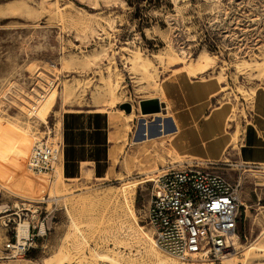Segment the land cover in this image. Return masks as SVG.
<instances>
[{
  "label": "rangeland",
  "instance_id": "obj_1",
  "mask_svg": "<svg viewBox=\"0 0 264 264\" xmlns=\"http://www.w3.org/2000/svg\"><path fill=\"white\" fill-rule=\"evenodd\" d=\"M263 61L264 0H0V211H6L0 213V239L15 227L10 215L15 207L31 234L45 229L20 259L0 264H151L131 228L154 243L145 221L149 181L172 169L174 157L169 138L152 134L142 142L145 123L155 131L167 120L153 116L164 104L156 99L149 110L157 112L142 114L140 102L155 99L148 97L157 96L165 80L189 78L177 72L185 64L195 69L190 80L219 84L215 99L229 113L233 108L231 117L243 126L252 92L264 83ZM36 100L41 101L38 113L28 115ZM79 110L107 115L113 130L118 123L114 140L121 137V148L112 170L108 155L103 178L82 173L66 178L67 185L62 119ZM30 137L61 146L52 172L33 174L17 163L16 149L25 150ZM238 144L239 139L220 160L241 162L235 156ZM181 160L186 162L173 169L197 165L240 178L235 264H242L245 247L264 231V171ZM256 243L264 246V235ZM219 256L175 261L224 264ZM246 264H264V250L250 251Z\"/></svg>",
  "mask_w": 264,
  "mask_h": 264
},
{
  "label": "crops",
  "instance_id": "obj_2",
  "mask_svg": "<svg viewBox=\"0 0 264 264\" xmlns=\"http://www.w3.org/2000/svg\"><path fill=\"white\" fill-rule=\"evenodd\" d=\"M189 78L176 76L165 80L162 85L160 83L158 91L162 98L160 103L164 104L163 113H171L164 123L166 138H169L167 148L174 157L173 166L169 168L185 163L181 160L185 157L193 161H219L227 166L234 164L233 168L242 165L256 169V172L264 171V83L251 97L246 122L241 126L237 118H231L233 108L229 113L226 104H219L215 99L222 91L217 82ZM70 118H77L78 123H71ZM108 119L107 115L95 110H79L63 116L66 177L63 165L62 174L65 180L79 178L82 173L88 177L103 178L109 169L108 155L112 170L121 148L117 141L121 137L114 140V136L121 131V126L116 123L117 127L113 130ZM238 139L235 156L241 162L236 164L227 156L220 160L228 147H236ZM112 142H115L113 146Z\"/></svg>",
  "mask_w": 264,
  "mask_h": 264
},
{
  "label": "built area",
  "instance_id": "obj_3",
  "mask_svg": "<svg viewBox=\"0 0 264 264\" xmlns=\"http://www.w3.org/2000/svg\"><path fill=\"white\" fill-rule=\"evenodd\" d=\"M60 155L59 144L37 142L31 150L28 168L50 173ZM240 183V178L232 180L224 173L197 165L169 169L149 181L151 193L145 221L153 232L156 246L181 261L192 255L200 260L217 257L222 250H227L232 238L240 237L243 205ZM12 209L10 215L15 227L10 229L11 235L0 239V260L20 258L33 245L35 236L45 235L43 226L31 234L28 222L27 236L19 239L20 208Z\"/></svg>",
  "mask_w": 264,
  "mask_h": 264
},
{
  "label": "bare ground",
  "instance_id": "obj_4",
  "mask_svg": "<svg viewBox=\"0 0 264 264\" xmlns=\"http://www.w3.org/2000/svg\"><path fill=\"white\" fill-rule=\"evenodd\" d=\"M137 58H139V57L137 56ZM262 65H264V61L262 62ZM204 68H205V65H204V63H202L196 70H198V72L201 73V72L204 71ZM177 72H183V73H185L189 77L195 75V69H193V68H191L189 66H186L185 64L181 65L177 69ZM219 79H222V77L219 76ZM159 88H160V86H159ZM159 88H157V92L159 91ZM252 93L254 94V91ZM44 97H45L44 95L41 96V99L44 100ZM154 98L158 99L159 102L162 101V98L159 96V94L157 96H155ZM40 105H41V101L36 100V106L35 105H31L30 110H32V111H30L28 113V115H31L32 113H34V114L38 113V110H39ZM162 108H164V107H161L160 110ZM159 111H158V113H154L153 114L154 118H157V119H161L162 120L163 118L170 116V113L168 111L166 113H161ZM144 116H146V115H144ZM144 126H146V128L143 130V132H142L143 134L141 136H144L145 138H144V140L142 139V142H148V141H150L151 140L150 137H152L153 135H155L157 138H166L167 137V134H165V124L164 123L161 124V129H156L155 131H153L149 127V125L146 124V123H145ZM35 139L36 138H31V137L30 138H27L26 139V142H25L26 143L25 150H24V146L23 145H20L19 148L16 149L15 159H16L17 163L20 164L21 168L22 167L24 168L27 165V170H29L33 174H37V175L38 174H47V172L40 173V172L31 171L28 168V161H29V158H30V155H31V150H32L33 146L35 145V143L40 142V140H35ZM132 144H134V143H132ZM58 161H59V158L54 163V165ZM229 166H234V164H230ZM236 166H238V165H236ZM53 169H54V166H53ZM165 171H167V170H165ZM165 171H163V172H165ZM54 172L57 173V175L60 174L57 169H55ZM20 174L21 175L25 174V171L23 170L22 172H20ZM156 176H158V175H155V177ZM154 178H152V179H154ZM3 211H0V213H2ZM4 212H6V211H4ZM9 216L10 215H5L3 217H9ZM7 219L8 218L3 219L2 220V223L5 224ZM26 223L20 222L18 224V226H17V232H18V238L19 239H23V238H25L27 236V230H28L27 229V225H28V222H26ZM75 225L76 224H74V222H73V226H75ZM76 227H77V225H76ZM131 229L134 231L133 232L134 233V236L138 237V242L142 246V248L144 249V253L146 254V256L150 259L151 264H180V263H178V262L175 261V260H178L176 257H174L173 255H171V254H169L167 252H165V253L169 254L170 256H168V255H166L165 257H161L160 256V254L156 250V248H158V247L155 244V241H154V238H153V232H152V238H153L154 243H152V240H151L150 236H148L145 232L140 231L139 229L135 228V226L132 227ZM139 233L141 234L140 236H139ZM263 235H264V231H262L250 244H248L245 247L244 253L242 254L243 257H244L242 264H246L247 263L248 255H249L250 251H253V250H262L263 251L264 250V246L257 245V243H256V242H258L260 240V238ZM240 240H241L240 237L234 236L232 238V244L229 245L228 249L226 250V249L223 248L224 250L221 251L220 256H219V259L224 264H235V262H236L235 256L238 253L237 252V242H240ZM159 250H161V249H159ZM162 252H164V251H162ZM96 256H97V258H102V257L106 258V256H104L102 254H98V253H96ZM193 258H194V256L192 255L191 256V259H193ZM201 260H205V259H201ZM178 261H181V260H178Z\"/></svg>",
  "mask_w": 264,
  "mask_h": 264
},
{
  "label": "water",
  "instance_id": "obj_5",
  "mask_svg": "<svg viewBox=\"0 0 264 264\" xmlns=\"http://www.w3.org/2000/svg\"><path fill=\"white\" fill-rule=\"evenodd\" d=\"M156 103V99H147L140 102V110L142 114L148 112H157V110H149L152 104ZM158 109V108H157Z\"/></svg>",
  "mask_w": 264,
  "mask_h": 264
}]
</instances>
